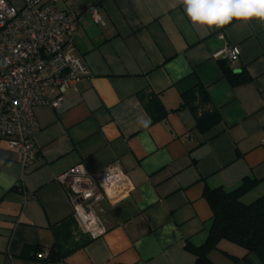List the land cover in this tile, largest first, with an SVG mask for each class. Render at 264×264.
I'll return each mask as SVG.
<instances>
[{
    "label": "crops",
    "instance_id": "1",
    "mask_svg": "<svg viewBox=\"0 0 264 264\" xmlns=\"http://www.w3.org/2000/svg\"><path fill=\"white\" fill-rule=\"evenodd\" d=\"M48 1L80 14L73 46L90 74L58 108H33L39 130L32 166L23 169L0 138V264H42L37 253L53 247L54 228L74 220L70 194L56 177L77 164L97 172L112 162L131 186L96 203L105 232L91 239L74 220L66 243L82 245L54 264H194L188 246L202 245L212 224L205 189L231 191L248 178L257 183L240 201L264 195V25L196 27L174 0ZM93 7L104 25L94 22ZM232 45L240 49L232 68L251 76L239 86L213 57ZM197 83L221 117L205 132L188 108L176 110L181 93ZM140 93L157 95L167 110L146 129L138 125L139 117L151 118ZM245 255L261 264L227 240L209 259L247 264Z\"/></svg>",
    "mask_w": 264,
    "mask_h": 264
},
{
    "label": "built area",
    "instance_id": "2",
    "mask_svg": "<svg viewBox=\"0 0 264 264\" xmlns=\"http://www.w3.org/2000/svg\"><path fill=\"white\" fill-rule=\"evenodd\" d=\"M21 1L20 8L9 0L0 4V138L18 154L24 169L32 166L37 156L34 136L39 124L33 108L36 105L58 108L68 89L90 73L73 46L80 14L62 11L52 1ZM91 15L95 23L104 25L102 19L99 22L95 19L99 15L96 7L91 9ZM239 55V47L232 45L217 51L213 57L234 66ZM79 165L82 164L59 174L56 180L70 194L78 229L94 239L105 232L104 225L99 220V227L86 231L78 221L75 209L80 206L94 211L97 216L96 203L120 197L131 183L118 162L97 172L85 167L87 176L77 187L92 190L94 196L84 200L73 190L74 170ZM107 173L112 176V181L103 183ZM47 256V249L37 253L42 264H51L45 261Z\"/></svg>",
    "mask_w": 264,
    "mask_h": 264
},
{
    "label": "trees",
    "instance_id": "3",
    "mask_svg": "<svg viewBox=\"0 0 264 264\" xmlns=\"http://www.w3.org/2000/svg\"><path fill=\"white\" fill-rule=\"evenodd\" d=\"M219 63L223 77L231 86H239L251 80L245 69L235 71L224 59ZM139 99L151 116L152 122L164 119L167 115V110L162 106L157 95L144 96L140 93ZM181 108H188L193 113L195 128L199 132L207 131L221 120L219 112L210 107L209 96L200 83L181 93V101L176 110ZM256 183V180L244 178L240 185L231 191H225L220 187L203 191V197L212 211V224L202 245L188 246L195 255L194 264H211L209 253L217 248L221 240L242 247L246 250V254H253L261 264H264V195L249 204L240 201V197ZM74 228L72 217L65 219L63 227L54 228L55 243L51 249H48L46 262L54 264L82 245L66 243ZM230 257L233 261L238 260L237 257ZM243 259L249 264L246 255Z\"/></svg>",
    "mask_w": 264,
    "mask_h": 264
},
{
    "label": "clouds",
    "instance_id": "4",
    "mask_svg": "<svg viewBox=\"0 0 264 264\" xmlns=\"http://www.w3.org/2000/svg\"><path fill=\"white\" fill-rule=\"evenodd\" d=\"M3 0H0V4ZM182 5L184 12L190 22L200 28L209 30L220 29L232 25H247L256 21L264 25V0H174L173 7ZM101 21L99 15L95 18ZM151 124V118L141 116L138 118V125L142 128H148ZM73 190L77 191L84 200L93 198L94 192L90 189H81L77 187L84 182L87 176L84 165H79L74 170ZM112 181V176L107 173L103 183ZM78 221L86 231H92L99 227V217L94 211L85 210L77 206L75 209Z\"/></svg>",
    "mask_w": 264,
    "mask_h": 264
},
{
    "label": "rangeland",
    "instance_id": "5",
    "mask_svg": "<svg viewBox=\"0 0 264 264\" xmlns=\"http://www.w3.org/2000/svg\"><path fill=\"white\" fill-rule=\"evenodd\" d=\"M19 7V5H17Z\"/></svg>",
    "mask_w": 264,
    "mask_h": 264
}]
</instances>
